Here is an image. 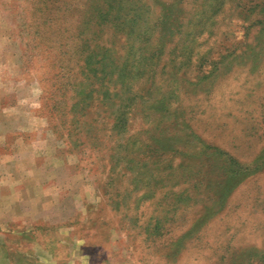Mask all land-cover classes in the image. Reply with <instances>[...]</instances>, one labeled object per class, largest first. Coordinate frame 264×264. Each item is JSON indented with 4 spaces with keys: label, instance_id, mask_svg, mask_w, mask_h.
<instances>
[{
    "label": "rangeland",
    "instance_id": "rangeland-1",
    "mask_svg": "<svg viewBox=\"0 0 264 264\" xmlns=\"http://www.w3.org/2000/svg\"><path fill=\"white\" fill-rule=\"evenodd\" d=\"M172 1L0 0V264H264V0Z\"/></svg>",
    "mask_w": 264,
    "mask_h": 264
},
{
    "label": "trees",
    "instance_id": "trees-1",
    "mask_svg": "<svg viewBox=\"0 0 264 264\" xmlns=\"http://www.w3.org/2000/svg\"><path fill=\"white\" fill-rule=\"evenodd\" d=\"M181 2L182 0H175L170 3L171 6H175L177 2ZM198 0H192V3L194 4ZM113 2V0H112ZM187 2V0H186ZM218 2H222V0H218ZM216 2V3H218ZM111 5V4H110ZM180 5V4H179ZM112 7V6H111ZM212 11L207 15L205 20L202 22V18H197V13L195 12L193 17L188 20V29L184 35V38L181 42V46L176 52L175 57H181L178 68L190 64L192 60L199 61L201 57L199 58V53L196 51V45L199 43L201 36H203L205 33L209 35L210 32V26L212 25V16L214 13L218 11V8L214 9L211 8ZM196 17V18H195ZM136 19L140 20V15L137 13ZM180 23V22H179ZM125 27L129 26L130 30L133 24H128L124 22ZM180 24L178 25V31L180 28ZM128 30V32L130 31ZM137 33L132 38V41H134V44L129 43V49L127 52V55L120 65H116L113 63V60L111 57L104 55L103 58L100 60V71L106 72L110 77H112L114 74H116V80L115 83H120L121 87L123 89H129L131 83L135 82H142L141 88L146 86L149 82V80L153 79V69L155 63L152 62V59L154 58V53L151 52L152 49H150L149 42L152 38V29L151 25L148 23H143V26L137 29ZM131 32H133L131 30ZM129 32V34H132ZM162 42L166 41V34L163 35ZM130 37V36H128ZM204 37V36H203ZM202 37V38H203ZM170 39V37H168ZM207 37L204 38L202 41H206ZM199 40V41H198ZM150 49V51H149ZM174 52V49L171 51ZM106 54V53H105ZM171 59V58H169ZM165 63H163L161 66V70L164 72ZM195 66V65H194ZM93 69V68H92ZM160 70V71H161ZM94 71V70H92ZM175 81H172V84ZM151 83H154L152 81ZM176 85L173 84L171 86V94L170 96L166 97V102L169 103L170 100L174 97L175 91H176ZM109 95L107 91L104 92V96Z\"/></svg>",
    "mask_w": 264,
    "mask_h": 264
}]
</instances>
